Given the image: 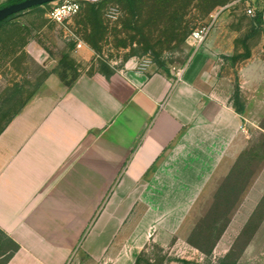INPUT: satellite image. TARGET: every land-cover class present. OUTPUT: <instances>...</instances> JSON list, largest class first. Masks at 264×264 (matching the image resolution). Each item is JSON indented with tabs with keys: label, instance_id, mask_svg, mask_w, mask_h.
<instances>
[{
	"label": "crops",
	"instance_id": "obj_1",
	"mask_svg": "<svg viewBox=\"0 0 264 264\" xmlns=\"http://www.w3.org/2000/svg\"><path fill=\"white\" fill-rule=\"evenodd\" d=\"M200 50L179 79L129 69L80 73L67 88L53 78L13 112L2 111L11 104L0 93L8 117L0 129V234L13 247L0 251V264L99 263L161 157L180 145L196 159V179L229 173L249 145L252 121L212 87ZM257 187L261 198L264 167L245 198Z\"/></svg>",
	"mask_w": 264,
	"mask_h": 264
},
{
	"label": "rangeland",
	"instance_id": "obj_2",
	"mask_svg": "<svg viewBox=\"0 0 264 264\" xmlns=\"http://www.w3.org/2000/svg\"><path fill=\"white\" fill-rule=\"evenodd\" d=\"M51 5L0 24V93L11 104L2 111L13 112L58 79L61 56L67 79L129 69L181 76L197 53L190 34L214 16L199 51L206 54L207 76L252 121L249 145L223 179H196L190 170L196 159L184 145L161 157L145 195L97 264H264V194L257 187L245 198L264 167V35L253 31L256 17L237 0H88L59 25L47 18ZM261 25L263 32L264 19ZM257 77L261 82L252 83ZM7 118L0 114V129ZM12 248L0 234V251Z\"/></svg>",
	"mask_w": 264,
	"mask_h": 264
},
{
	"label": "built area",
	"instance_id": "obj_3",
	"mask_svg": "<svg viewBox=\"0 0 264 264\" xmlns=\"http://www.w3.org/2000/svg\"><path fill=\"white\" fill-rule=\"evenodd\" d=\"M85 1L88 0H55L47 11V18L50 22L62 25L80 12ZM237 2L242 5L243 11L248 17L259 15L262 20L264 19V0H237ZM215 21L216 17L213 16L209 23L196 28L190 34V44L195 52L200 49L210 34ZM175 76L179 79L180 73H177ZM241 131L245 133L246 127L242 126Z\"/></svg>",
	"mask_w": 264,
	"mask_h": 264
},
{
	"label": "trees",
	"instance_id": "obj_4",
	"mask_svg": "<svg viewBox=\"0 0 264 264\" xmlns=\"http://www.w3.org/2000/svg\"><path fill=\"white\" fill-rule=\"evenodd\" d=\"M22 1H25V0H7L4 4L0 5V8H3V7H5V6H9V5H11V4L19 3V2H22ZM44 5H47V4H44ZM44 5H42V6H44ZM37 7H39V6H37ZM33 8H36V7H33ZM33 8H31V9H29V10H32ZM29 10H27V11H29ZM25 12H26V11H25ZM23 13H24V12H23ZM19 14H22V12L19 13ZM19 14H15V15H12V16L6 18L5 20L1 21L0 24L4 23L5 21H7V20H9L10 18H12V17H14V16H17V15H19ZM255 17H256V21H255L254 24H253V31H254V32H256V31L260 28V23H261V18H260V16L257 15V16H255ZM255 17H254V18H255ZM65 62H66V57H65V56H61V59L59 60V63H58V67H57V69L54 71V73H56L58 79L63 83V85H64L65 87L69 88V87L72 85V83H73V81H74V79H75V77H76V74L73 73V75H72L69 79H67V73H66V71H65L66 68H63V69L61 68V70H60V67H63V66L65 65ZM107 75H108V74H107ZM236 99H237V96L235 95V100H236ZM236 110H237V112H241V111H242V108H241V107H239V108L236 107Z\"/></svg>",
	"mask_w": 264,
	"mask_h": 264
},
{
	"label": "water",
	"instance_id": "obj_5",
	"mask_svg": "<svg viewBox=\"0 0 264 264\" xmlns=\"http://www.w3.org/2000/svg\"><path fill=\"white\" fill-rule=\"evenodd\" d=\"M55 0H25L19 3L11 4L0 8V22L6 18L25 12L33 7L42 6L44 4L52 3Z\"/></svg>",
	"mask_w": 264,
	"mask_h": 264
}]
</instances>
